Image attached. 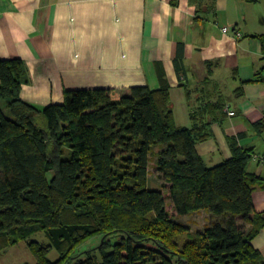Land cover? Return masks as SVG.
Returning a JSON list of instances; mask_svg holds the SVG:
<instances>
[{
    "label": "trees",
    "instance_id": "obj_1",
    "mask_svg": "<svg viewBox=\"0 0 264 264\" xmlns=\"http://www.w3.org/2000/svg\"><path fill=\"white\" fill-rule=\"evenodd\" d=\"M28 81L21 59L0 58V253L23 242L35 264H264L251 243L264 217L253 213L250 153L230 138L231 158L209 167L196 151L221 104L177 126L165 80L64 89L43 107L21 98ZM151 165L161 189L148 188ZM200 210L203 230L179 220Z\"/></svg>",
    "mask_w": 264,
    "mask_h": 264
},
{
    "label": "crops",
    "instance_id": "obj_2",
    "mask_svg": "<svg viewBox=\"0 0 264 264\" xmlns=\"http://www.w3.org/2000/svg\"><path fill=\"white\" fill-rule=\"evenodd\" d=\"M260 35L264 0H0V58L24 62L29 81L21 88L23 100L43 107L62 103L64 89H158L165 80L175 123L186 127L191 109L221 104L212 136L196 151L207 166L217 165L231 158L229 139L235 137L250 153L246 170L258 179L253 213L263 215L264 128L256 125L264 123ZM179 44L180 74L174 64ZM198 213L205 214L194 220L199 231L210 224L209 214L185 216ZM251 243L264 259V226ZM23 246L13 257V246L1 252L0 264H35Z\"/></svg>",
    "mask_w": 264,
    "mask_h": 264
},
{
    "label": "rangeland",
    "instance_id": "obj_3",
    "mask_svg": "<svg viewBox=\"0 0 264 264\" xmlns=\"http://www.w3.org/2000/svg\"><path fill=\"white\" fill-rule=\"evenodd\" d=\"M3 110L4 113L7 117H12L9 110L6 108V106L3 104ZM163 179L160 177V175L157 173V171L152 167H150V175H149V182H148V188L150 189H161L160 185L163 183ZM170 209V206L168 207ZM203 217H205L204 213H198V214H193L191 216H185L183 217L180 221L186 225H188L189 227H191V229L196 230L201 228V226H195L194 220L195 221H199L202 220ZM180 218V217H179ZM32 239L38 240L40 242H47V239L44 237V235L42 233H37L35 235L32 236ZM97 240L93 239L91 241H89V244H86V246L88 245H93ZM23 242L13 246L12 248H10V254L8 255L9 257H13L14 256V252L15 250H21V248H23ZM57 254L53 251L49 254V258L50 260H54L56 258Z\"/></svg>",
    "mask_w": 264,
    "mask_h": 264
},
{
    "label": "built area",
    "instance_id": "obj_4",
    "mask_svg": "<svg viewBox=\"0 0 264 264\" xmlns=\"http://www.w3.org/2000/svg\"><path fill=\"white\" fill-rule=\"evenodd\" d=\"M222 30H223L224 32H226V31H229L230 28H229V27H223ZM228 114H229V115H234V112L229 110V111H228ZM259 162H260V163H264V158H263V157H260V158H259Z\"/></svg>",
    "mask_w": 264,
    "mask_h": 264
},
{
    "label": "water",
    "instance_id": "obj_5",
    "mask_svg": "<svg viewBox=\"0 0 264 264\" xmlns=\"http://www.w3.org/2000/svg\"><path fill=\"white\" fill-rule=\"evenodd\" d=\"M262 216L264 217V214Z\"/></svg>",
    "mask_w": 264,
    "mask_h": 264
}]
</instances>
